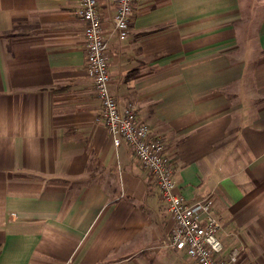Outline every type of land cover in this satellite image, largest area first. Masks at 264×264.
Returning <instances> with one entry per match:
<instances>
[{
	"label": "crops",
	"instance_id": "obj_1",
	"mask_svg": "<svg viewBox=\"0 0 264 264\" xmlns=\"http://www.w3.org/2000/svg\"><path fill=\"white\" fill-rule=\"evenodd\" d=\"M109 89L207 199L234 264H264V0H97ZM78 0H0V264H196L157 185L99 117Z\"/></svg>",
	"mask_w": 264,
	"mask_h": 264
},
{
	"label": "built area",
	"instance_id": "obj_2",
	"mask_svg": "<svg viewBox=\"0 0 264 264\" xmlns=\"http://www.w3.org/2000/svg\"><path fill=\"white\" fill-rule=\"evenodd\" d=\"M115 5L111 35L124 39L128 35L133 5L136 0H112ZM77 15L84 23V48L87 74L99 103V117L113 145L125 142L140 165L154 179L173 227L169 245L185 253L196 264H234L239 249L223 256L224 246L218 238L220 223L211 211L210 202L202 199L187 203L173 181V165L166 155L165 143L153 136L141 123L132 107L120 109L112 96L109 84L108 37H106L97 0H78Z\"/></svg>",
	"mask_w": 264,
	"mask_h": 264
}]
</instances>
